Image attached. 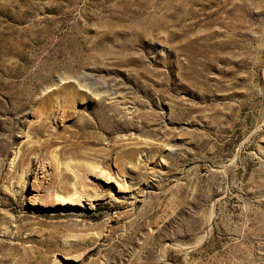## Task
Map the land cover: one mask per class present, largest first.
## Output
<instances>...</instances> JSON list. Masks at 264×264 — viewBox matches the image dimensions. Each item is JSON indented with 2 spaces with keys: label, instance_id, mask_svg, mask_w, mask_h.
<instances>
[{
  "label": "rangeland",
  "instance_id": "obj_1",
  "mask_svg": "<svg viewBox=\"0 0 264 264\" xmlns=\"http://www.w3.org/2000/svg\"><path fill=\"white\" fill-rule=\"evenodd\" d=\"M0 264H264V0H0Z\"/></svg>",
  "mask_w": 264,
  "mask_h": 264
},
{
  "label": "bare ground",
  "instance_id": "obj_2",
  "mask_svg": "<svg viewBox=\"0 0 264 264\" xmlns=\"http://www.w3.org/2000/svg\"><path fill=\"white\" fill-rule=\"evenodd\" d=\"M55 156L56 155H52V158L55 159ZM56 162H57V160H56ZM58 165H59V163H58ZM58 165H57V167H58ZM80 183H76V184L78 186H80ZM80 197H81L80 195L79 196H75V193H73L71 195H55V198L58 200V203L65 204V205L66 204H74Z\"/></svg>",
  "mask_w": 264,
  "mask_h": 264
}]
</instances>
